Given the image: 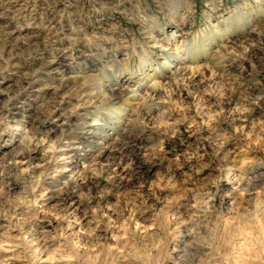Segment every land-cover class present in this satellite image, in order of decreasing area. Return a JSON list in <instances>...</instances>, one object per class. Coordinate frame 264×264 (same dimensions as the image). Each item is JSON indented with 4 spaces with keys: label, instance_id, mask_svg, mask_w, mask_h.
<instances>
[{
    "label": "clouds",
    "instance_id": "1",
    "mask_svg": "<svg viewBox=\"0 0 264 264\" xmlns=\"http://www.w3.org/2000/svg\"><path fill=\"white\" fill-rule=\"evenodd\" d=\"M0 264H264V0H0Z\"/></svg>",
    "mask_w": 264,
    "mask_h": 264
}]
</instances>
